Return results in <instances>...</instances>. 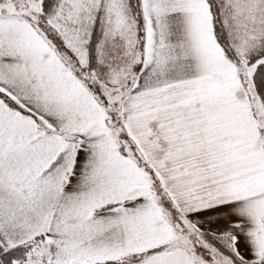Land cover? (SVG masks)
I'll use <instances>...</instances> for the list:
<instances>
[{
    "label": "snow or ice",
    "instance_id": "obj_1",
    "mask_svg": "<svg viewBox=\"0 0 264 264\" xmlns=\"http://www.w3.org/2000/svg\"><path fill=\"white\" fill-rule=\"evenodd\" d=\"M0 264H264V0H0Z\"/></svg>",
    "mask_w": 264,
    "mask_h": 264
}]
</instances>
